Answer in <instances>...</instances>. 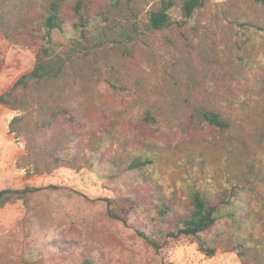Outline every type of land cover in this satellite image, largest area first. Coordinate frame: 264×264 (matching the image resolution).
I'll return each instance as SVG.
<instances>
[{"label": "trees", "instance_id": "trees-1", "mask_svg": "<svg viewBox=\"0 0 264 264\" xmlns=\"http://www.w3.org/2000/svg\"><path fill=\"white\" fill-rule=\"evenodd\" d=\"M139 1H0V33L11 43L34 47L36 54L33 69L0 94V107L20 111L9 124L10 132L25 141L26 153L19 166L26 168L28 176L51 174L59 168H102L103 178L116 185L118 193L95 200L104 202L110 219L126 225H132L142 204L132 194L123 193L127 184L122 175L135 174L137 180L156 183L149 171L161 145L131 140L130 134L122 137L123 126L140 122L161 134L165 129L185 132L192 124L226 134L236 127V112L253 107L264 97V78L258 74L264 71V60L258 58L254 41L257 30L264 32V0L236 5L230 14L233 34L221 40L223 60L206 54L202 38L196 43L184 35L180 44L175 41L174 30L186 25L210 0H161L159 8L151 11L148 24L153 33L170 30L164 37L169 58L161 69L163 82L157 84L145 75L122 74L104 53L110 42L122 44L124 39L136 38ZM176 4L184 16L180 22L170 12ZM257 138L263 146L264 131ZM255 167L248 158L225 193L194 188L189 200L157 197L152 213L134 226L137 237L161 255L175 239L190 236L199 249L215 256L217 250L205 232L226 219L240 223V207L247 205L239 197L240 191L258 175ZM48 188L59 186L2 189L0 207ZM70 195L90 198L78 190ZM251 243L242 239L236 245L241 248L239 255L264 264ZM37 255L25 252L23 263L41 264ZM97 261L89 252L72 264Z\"/></svg>", "mask_w": 264, "mask_h": 264}, {"label": "rangeland", "instance_id": "rangeland-1", "mask_svg": "<svg viewBox=\"0 0 264 264\" xmlns=\"http://www.w3.org/2000/svg\"><path fill=\"white\" fill-rule=\"evenodd\" d=\"M0 1L17 4L20 0ZM243 1L210 0L186 25L175 24L180 28L174 30L175 41L180 44L184 35L196 43L202 38L206 54L223 60L221 40L233 34L230 14L236 5L243 6ZM160 2L140 0L136 38L104 46L111 66L122 74L145 75L156 84L163 82L161 69L169 58L164 37L170 30L153 33L148 25L151 11L157 10ZM170 12L175 22L184 19L180 4ZM254 41L258 58L264 60V32L257 30ZM35 63L34 47L11 43L0 33V94L10 90ZM258 74L264 78V71ZM18 114V110L0 107V190L52 184L59 188H48L26 200L0 207V264H24L25 252L38 254L41 264L77 263L89 252L98 257L97 264H255L239 255L241 248L236 245L245 238L252 240L251 244L264 258V145H259L257 138L259 131H264V97L253 107L236 112V127L226 134L210 127L194 128L192 124L185 132L165 129L161 134L140 122L123 126L122 137L128 138L130 134L131 140L145 139L161 145L149 171L159 186L137 180L135 174L122 175L127 184L123 193L132 194L142 204L133 215L132 225L110 219L104 202L95 200L118 193L116 185H109L103 178L102 168H59L51 174L28 176L26 168L19 166L26 153L25 141L9 129L10 121ZM248 158L255 162L258 177L240 191L239 197L247 202L240 207V223L226 219L205 232L217 250L215 256L209 257L190 236L175 239L161 255L137 237L134 226L152 213L157 197L189 200L194 188L225 193L228 182L243 170ZM72 190L90 198L72 196Z\"/></svg>", "mask_w": 264, "mask_h": 264}]
</instances>
